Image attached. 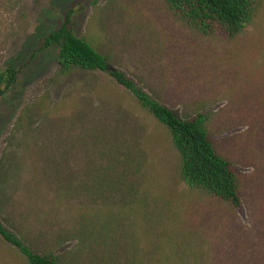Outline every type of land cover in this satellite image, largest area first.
<instances>
[{"label": "rangeland", "instance_id": "374dc122", "mask_svg": "<svg viewBox=\"0 0 264 264\" xmlns=\"http://www.w3.org/2000/svg\"><path fill=\"white\" fill-rule=\"evenodd\" d=\"M256 1L253 24L229 41L180 22L162 0H0V71L19 69L0 96L1 223L37 252L62 253L63 264H102L86 257H100L99 239L81 235L118 210L113 227L125 244L112 264H130L129 206L157 210L161 233L186 188L174 179L165 130L109 70L65 74L57 47L39 51L69 11L73 33L144 92L180 117L214 114L213 138L243 176L240 229L231 230L239 236L264 219V0ZM143 212V222L152 219ZM251 235L246 252L255 245L264 262V235ZM0 264H24L1 237Z\"/></svg>", "mask_w": 264, "mask_h": 264}, {"label": "trees", "instance_id": "16d2710c", "mask_svg": "<svg viewBox=\"0 0 264 264\" xmlns=\"http://www.w3.org/2000/svg\"><path fill=\"white\" fill-rule=\"evenodd\" d=\"M162 2L173 16L198 33L213 36L220 31L223 38L229 41L244 33V28L253 24L258 13L256 0ZM70 13L65 14V21L60 26L44 36L39 51L51 46L57 47V63L60 71L65 74L74 69L99 72L109 70V75L115 82L126 87L141 108L165 130L177 159L173 170L174 179L177 183L183 182L186 185L173 208L172 224L168 225L169 228H163L161 233L153 228L159 221L162 222L157 210L144 209L139 203L129 206L136 230L129 236L128 244L131 247L126 253L129 263L264 264L261 258L257 260L255 245L246 252L245 241L248 234L264 235V219L256 220L253 227L246 228L247 231L242 235L238 236L232 231L236 230L234 225L240 229L238 212H241L245 199L243 176L235 165V158L226 149L223 151L213 138L214 114L200 109L193 116H178L169 106L139 88L122 70L109 66L108 59L84 37L73 33ZM240 47L242 48L237 46L235 51L240 53V57L245 56ZM18 73L19 69L15 65L6 66L0 71V96L15 84ZM200 200H203L201 202L204 205L200 204ZM189 204L198 207L189 208ZM115 211L117 213L118 210ZM142 211L152 219L143 222L140 218ZM114 212L112 216L101 214L103 224L99 223L100 218H95L88 227L90 232L81 235L83 241L99 239L100 257L86 256L88 259L102 264L119 262L120 251L125 243L120 241L123 233L113 227ZM83 227H80L81 231ZM0 237L17 250L24 264H63L62 253L37 252L14 232L9 231L1 221ZM87 253L90 254L89 249ZM110 253L115 257L108 258ZM247 258L252 261H247Z\"/></svg>", "mask_w": 264, "mask_h": 264}]
</instances>
